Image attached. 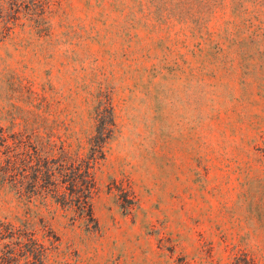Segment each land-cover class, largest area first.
<instances>
[{
  "label": "rangeland",
  "instance_id": "374dc122",
  "mask_svg": "<svg viewBox=\"0 0 264 264\" xmlns=\"http://www.w3.org/2000/svg\"><path fill=\"white\" fill-rule=\"evenodd\" d=\"M104 100L94 229L21 226L6 172L0 264H264V0H0V166Z\"/></svg>",
  "mask_w": 264,
  "mask_h": 264
},
{
  "label": "trees",
  "instance_id": "16d2710c",
  "mask_svg": "<svg viewBox=\"0 0 264 264\" xmlns=\"http://www.w3.org/2000/svg\"><path fill=\"white\" fill-rule=\"evenodd\" d=\"M106 103L99 101L94 110V132L86 147L78 143L73 148L67 138L59 135L56 141L48 140L40 147L23 141L20 151H7L6 165L0 166V184L4 185L6 172L10 173L6 185L16 207L23 212L21 226L30 228L34 225L32 218L39 217L42 228L48 229L50 222L44 219L42 210L53 214L61 208L71 213L72 225L79 222L88 233L94 229L91 198L96 189L95 169L105 158L104 146L113 125L112 111ZM34 138L38 143V137ZM16 239L17 243L21 241L20 237ZM28 240L33 241L31 235Z\"/></svg>",
  "mask_w": 264,
  "mask_h": 264
}]
</instances>
